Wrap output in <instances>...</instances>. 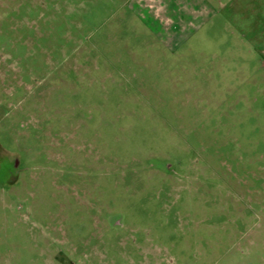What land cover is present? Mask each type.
I'll return each mask as SVG.
<instances>
[{"label": "rangeland", "instance_id": "374dc122", "mask_svg": "<svg viewBox=\"0 0 264 264\" xmlns=\"http://www.w3.org/2000/svg\"><path fill=\"white\" fill-rule=\"evenodd\" d=\"M0 264H264V0H0Z\"/></svg>", "mask_w": 264, "mask_h": 264}, {"label": "flooded vegetation", "instance_id": "af4514ba", "mask_svg": "<svg viewBox=\"0 0 264 264\" xmlns=\"http://www.w3.org/2000/svg\"><path fill=\"white\" fill-rule=\"evenodd\" d=\"M15 161H16V166L19 165V163H18V159H16Z\"/></svg>", "mask_w": 264, "mask_h": 264}]
</instances>
